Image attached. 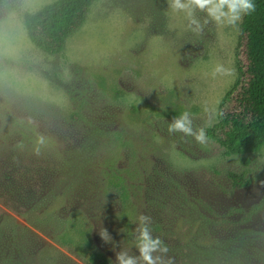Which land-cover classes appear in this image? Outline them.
<instances>
[{
    "label": "rangeland",
    "instance_id": "obj_1",
    "mask_svg": "<svg viewBox=\"0 0 264 264\" xmlns=\"http://www.w3.org/2000/svg\"><path fill=\"white\" fill-rule=\"evenodd\" d=\"M53 1L0 0V264H90L94 250L114 264L120 249L138 254L132 221L142 213L162 218L175 242L200 208L256 209L250 223L263 227L264 166L253 172L264 147L247 155L252 184L233 189L227 174L245 168L241 155L207 134L200 144L167 131L185 111L205 133L218 121L238 76L242 19L196 35L166 0H99L65 51L50 54L22 14ZM217 65L227 71L213 76ZM90 131L92 154L59 167ZM37 133L49 140L40 157Z\"/></svg>",
    "mask_w": 264,
    "mask_h": 264
},
{
    "label": "trees",
    "instance_id": "obj_2",
    "mask_svg": "<svg viewBox=\"0 0 264 264\" xmlns=\"http://www.w3.org/2000/svg\"><path fill=\"white\" fill-rule=\"evenodd\" d=\"M97 1L55 0L36 11H24L22 18L29 37L50 54L63 53L68 38L81 29ZM254 3L255 11L244 15L240 23L238 76L220 102L218 121L206 131L207 137L222 145L227 153L242 156L245 168L227 174L233 189L252 184L248 169L251 159L247 155L264 147V0ZM73 116L78 118L77 114ZM93 134L94 131L87 132L80 148L65 150L59 167L87 152L92 154L93 147L85 143ZM115 199L118 205L125 206V193ZM214 208L202 212L200 208L193 225L182 226L183 230L176 234V242L168 239L173 235L172 228L166 229L162 218L161 222H152L153 236L164 241L175 264H264V225L260 228L250 223L257 210L224 207L214 212ZM108 260L102 251H91L88 256L90 264H108Z\"/></svg>",
    "mask_w": 264,
    "mask_h": 264
},
{
    "label": "clouds",
    "instance_id": "obj_3",
    "mask_svg": "<svg viewBox=\"0 0 264 264\" xmlns=\"http://www.w3.org/2000/svg\"><path fill=\"white\" fill-rule=\"evenodd\" d=\"M167 9L174 14H183L186 21V30L193 34L202 35L204 28L209 23L218 26H235L244 15L255 11L254 0H166ZM203 13V19L198 15ZM170 30L174 28L170 25ZM227 71L222 65L213 69V76ZM168 133H182L184 137H193L197 143L203 144L206 133L203 128H194L192 116L188 111L179 117H173L167 127ZM49 144L48 137L43 133H37L32 147L33 155L40 157ZM257 167L253 173L258 171ZM254 180H255V176ZM264 186V180L259 181ZM134 244L138 254L129 250L116 251L114 264H175L174 257L168 256L169 248L164 241L152 233V218L149 215L140 214L135 221ZM100 237L105 243H111L112 237L105 228H101Z\"/></svg>",
    "mask_w": 264,
    "mask_h": 264
}]
</instances>
